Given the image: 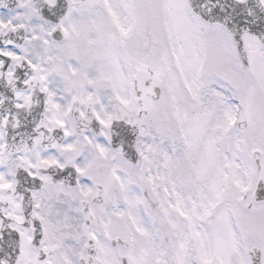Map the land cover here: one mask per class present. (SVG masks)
I'll list each match as a JSON object with an SVG mask.
<instances>
[{"label":"snow or ice","instance_id":"snow-or-ice-1","mask_svg":"<svg viewBox=\"0 0 264 264\" xmlns=\"http://www.w3.org/2000/svg\"><path fill=\"white\" fill-rule=\"evenodd\" d=\"M0 264H264V0H0Z\"/></svg>","mask_w":264,"mask_h":264}]
</instances>
